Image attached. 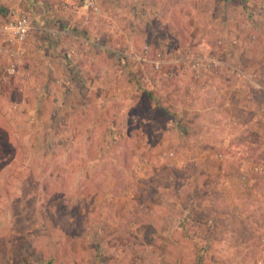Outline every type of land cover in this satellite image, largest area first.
Wrapping results in <instances>:
<instances>
[{"label": "rangeland", "instance_id": "obj_1", "mask_svg": "<svg viewBox=\"0 0 264 264\" xmlns=\"http://www.w3.org/2000/svg\"><path fill=\"white\" fill-rule=\"evenodd\" d=\"M96 1L0 0V22L33 24L16 58L0 33V264H259L264 139L238 122L264 123V91L134 55L219 52L264 76V0Z\"/></svg>", "mask_w": 264, "mask_h": 264}, {"label": "built area", "instance_id": "obj_2", "mask_svg": "<svg viewBox=\"0 0 264 264\" xmlns=\"http://www.w3.org/2000/svg\"><path fill=\"white\" fill-rule=\"evenodd\" d=\"M260 5H263L261 2ZM264 6V5H263ZM68 6L65 3H61L60 9L64 10ZM84 8L86 13H98L99 5L96 0H82L79 7ZM33 29L32 20L30 14L22 9H13L10 15L0 23V33H2L7 41V50L11 57L16 58L23 54L27 48L28 37ZM48 32L55 38L62 40L65 35V29L58 25L48 27ZM231 44H237V40L230 41ZM218 45L224 46L225 43L222 39L218 40ZM134 58L143 61H149L156 72L160 73V76L165 78H171L175 74L174 66L178 68L180 72L191 74L193 78H200L205 72L210 73H228L234 70L239 76L253 81L259 88L264 87V76L259 75L255 71H244L239 69L238 65L228 63L224 56L219 52H201L196 54L184 53L174 54L165 58L161 51L152 53L148 45H144L141 55H134ZM166 67V68H164ZM7 72L17 74V67L11 65L7 68ZM255 172H263L262 166L256 164L253 167ZM243 181L248 180L247 174L244 173L241 176ZM259 264H264V259L258 260Z\"/></svg>", "mask_w": 264, "mask_h": 264}, {"label": "crops", "instance_id": "obj_3", "mask_svg": "<svg viewBox=\"0 0 264 264\" xmlns=\"http://www.w3.org/2000/svg\"><path fill=\"white\" fill-rule=\"evenodd\" d=\"M79 12L80 13H82V14H84V13H86V11H85V9L84 8H80V10H79ZM4 20V19H3ZM2 20V21H3ZM1 21V22H2ZM0 22V23H1ZM67 25H68V23H67ZM67 25L64 27L65 28V31H66V33H65V35L63 36V38H65V39H63V40H66V38L67 37H70V34H69V32H70V30H69V28L67 27ZM48 26H47V24L45 25V27H40V30H41V34H42V32L45 30V32H46V35L48 36ZM67 31H68V33H67ZM54 38V37H53ZM54 39H49V38H47V43L48 42H50V43H53L54 41H53ZM62 40V41H63ZM56 42V41H55ZM58 56H60V54H58ZM60 58L61 59H63V60H61V62H62V64L64 65V64H66V61H65V58H64V56H60ZM70 71H67V74L69 73ZM190 76H191V74H190ZM243 79H245V82L250 86V87H252V88H259L253 81H250V80H248V79H246L245 77H242ZM68 79H70V77L68 78ZM59 81H60V79H59ZM259 89H262L263 91H264V87L263 88H259ZM257 115L258 116H264V115H261L259 112H258V110H257ZM252 116H249V118L246 120V121H243V120H240L239 118V122H238V124L240 125V124H242L243 123V125H245L246 126V124L247 123H250V125H253V124H257V126H260L262 129L259 131L261 134H262V138L264 139V123L262 122V121H259V120H257V118L256 117H254L255 115L254 114H251ZM238 119H235V123H237V120ZM262 119H264V118H262ZM258 121V122H257ZM264 121V120H263ZM246 122V123H245ZM263 125V126H262ZM249 130H250V127H249ZM235 151H236V153L237 154H244L243 153V150H241V148L238 146L237 148L235 147ZM247 176H248V174H247ZM249 178H250V176H249ZM247 187H248V189L250 190V189H252V188H254V189H256L257 188V181H255L254 179H249L247 182ZM240 187H242V185H240ZM253 189V190H254ZM239 197V196H238Z\"/></svg>", "mask_w": 264, "mask_h": 264}, {"label": "trees", "instance_id": "obj_4", "mask_svg": "<svg viewBox=\"0 0 264 264\" xmlns=\"http://www.w3.org/2000/svg\"><path fill=\"white\" fill-rule=\"evenodd\" d=\"M3 14H5V12H3Z\"/></svg>", "mask_w": 264, "mask_h": 264}]
</instances>
